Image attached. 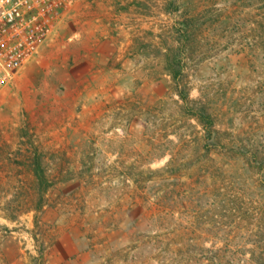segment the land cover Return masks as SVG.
<instances>
[{
  "label": "rangeland",
  "instance_id": "1",
  "mask_svg": "<svg viewBox=\"0 0 264 264\" xmlns=\"http://www.w3.org/2000/svg\"><path fill=\"white\" fill-rule=\"evenodd\" d=\"M87 2L0 91V264H264V0Z\"/></svg>",
  "mask_w": 264,
  "mask_h": 264
},
{
  "label": "built area",
  "instance_id": "2",
  "mask_svg": "<svg viewBox=\"0 0 264 264\" xmlns=\"http://www.w3.org/2000/svg\"><path fill=\"white\" fill-rule=\"evenodd\" d=\"M77 0H0V91L33 60Z\"/></svg>",
  "mask_w": 264,
  "mask_h": 264
},
{
  "label": "trees",
  "instance_id": "3",
  "mask_svg": "<svg viewBox=\"0 0 264 264\" xmlns=\"http://www.w3.org/2000/svg\"><path fill=\"white\" fill-rule=\"evenodd\" d=\"M173 75L176 76V73ZM196 115L199 117L202 124L205 125L206 127L212 125V119H211L210 115L203 108H199ZM41 168H42V166L40 164L39 159L34 158L32 161L31 172H32V175L34 176L35 184H36L35 190L37 193V199L35 200V206L37 209H39V208H41V206H43V195L45 194V192L47 190V186H48V185H46V181L43 179V177H41V174H42ZM204 250L206 253L208 252L211 255L209 257V259L206 258L207 261L212 260L213 257H214L213 260H216L217 257L219 255H221V253L223 252V249H221V248H219V249H204Z\"/></svg>",
  "mask_w": 264,
  "mask_h": 264
},
{
  "label": "crops",
  "instance_id": "4",
  "mask_svg": "<svg viewBox=\"0 0 264 264\" xmlns=\"http://www.w3.org/2000/svg\"><path fill=\"white\" fill-rule=\"evenodd\" d=\"M87 1L88 0H79L75 6L74 5L72 6L73 8L71 10V13L69 14L70 17L65 18L60 24H58L56 26L55 29H56L57 33H60V31L62 32L63 28H66L65 26L70 24L71 25L70 26L71 27V29H70L71 33H73V35H75L78 39L82 38L81 37L83 34L82 25L77 26L76 30L73 31L72 24L75 22L76 18H80V20L84 21V23H85V22H87L88 17L93 14V8L94 7H92ZM89 5L91 7H89ZM97 10H99V12H100L99 15L103 14V11H101L100 8H97ZM84 34H85V32H84ZM92 37H93V35H92ZM92 37H90L88 40H91ZM83 38H84V35H83ZM79 51L80 50L78 48H75L74 56L76 58H79L81 56Z\"/></svg>",
  "mask_w": 264,
  "mask_h": 264
}]
</instances>
